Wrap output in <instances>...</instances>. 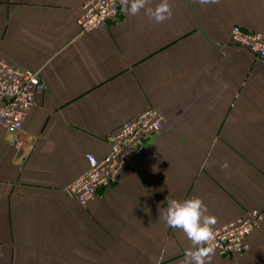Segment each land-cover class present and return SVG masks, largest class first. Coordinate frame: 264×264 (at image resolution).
<instances>
[{
  "label": "crops",
  "instance_id": "crops-1",
  "mask_svg": "<svg viewBox=\"0 0 264 264\" xmlns=\"http://www.w3.org/2000/svg\"><path fill=\"white\" fill-rule=\"evenodd\" d=\"M86 1L0 0V59L45 85L20 132L0 128V264H183L191 242L159 218L168 200L201 198L213 229L264 215V62L230 39L236 25L264 34V0H169L163 23L122 11L82 34ZM146 109L161 132L79 206L67 187L85 155L105 157ZM246 243L212 264H264V219Z\"/></svg>",
  "mask_w": 264,
  "mask_h": 264
},
{
  "label": "built area",
  "instance_id": "built-area-1",
  "mask_svg": "<svg viewBox=\"0 0 264 264\" xmlns=\"http://www.w3.org/2000/svg\"><path fill=\"white\" fill-rule=\"evenodd\" d=\"M121 0H88L75 19L80 33L89 34L116 19L122 12ZM234 45L247 51L255 60L264 62V34L254 33L236 25L230 30ZM45 91L38 71L23 69L0 59V128L16 135L36 98ZM163 117L154 109H146L123 123L106 140L109 152L101 159L87 153L86 171L68 187L76 203L86 207L98 190L116 183L130 157L138 155L142 142L161 132ZM264 215L251 211L214 230L216 253L223 257L247 252V237L259 228Z\"/></svg>",
  "mask_w": 264,
  "mask_h": 264
},
{
  "label": "clouds",
  "instance_id": "clouds-1",
  "mask_svg": "<svg viewBox=\"0 0 264 264\" xmlns=\"http://www.w3.org/2000/svg\"><path fill=\"white\" fill-rule=\"evenodd\" d=\"M202 6L218 4L220 0H198ZM150 0H121L122 10L129 16L138 15L144 10L150 21L163 23L172 16L169 0H160L155 8L149 6ZM227 161L221 164L228 168ZM159 218L172 229L181 230L191 242V248L184 253L183 264H212L216 251L213 227L216 217L208 213V208L199 197L184 200L171 199L166 208L159 209Z\"/></svg>",
  "mask_w": 264,
  "mask_h": 264
},
{
  "label": "water",
  "instance_id": "water-1",
  "mask_svg": "<svg viewBox=\"0 0 264 264\" xmlns=\"http://www.w3.org/2000/svg\"><path fill=\"white\" fill-rule=\"evenodd\" d=\"M143 154V149L139 151V155L141 156Z\"/></svg>",
  "mask_w": 264,
  "mask_h": 264
},
{
  "label": "rangeland",
  "instance_id": "rangeland-1",
  "mask_svg": "<svg viewBox=\"0 0 264 264\" xmlns=\"http://www.w3.org/2000/svg\"><path fill=\"white\" fill-rule=\"evenodd\" d=\"M77 27H78V26H77ZM21 129H22V128H21ZM20 131H21V130H20ZM20 131H19V132H20Z\"/></svg>",
  "mask_w": 264,
  "mask_h": 264
}]
</instances>
